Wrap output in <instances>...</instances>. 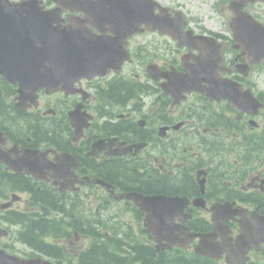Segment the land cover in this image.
I'll return each mask as SVG.
<instances>
[{
	"label": "flooded vegetation",
	"instance_id": "flooded-vegetation-1",
	"mask_svg": "<svg viewBox=\"0 0 264 264\" xmlns=\"http://www.w3.org/2000/svg\"><path fill=\"white\" fill-rule=\"evenodd\" d=\"M46 4L53 7L52 3ZM107 36H111V33ZM141 36L128 39L127 49L131 54V61L125 63L120 73L110 70L105 77L82 80L78 88L84 92L69 96L61 92L49 95L46 97L47 102L40 108L44 109L43 113L50 110L52 115L48 118H53L52 127L56 129L52 136H58L56 141L60 143L62 140L66 146L63 149L54 147L55 153L49 155L52 162H56L57 157L68 156L65 165L68 166L67 180L71 185L62 193L70 200L85 201L91 207L92 204L99 205L103 197H108L116 203V196L125 192L122 187L126 185H139L143 193L151 195L157 192L165 193L167 180L173 177L186 187L185 195L193 199L202 198L206 203L203 209L192 205L187 210L193 218L197 215L200 219L192 224L191 228L200 233H209L214 230L211 223L214 216L233 217L225 220V225L235 243L242 236V222L249 220L253 212L264 217V83L258 82V77L262 76L263 71L257 70L259 66H253L251 70L242 68V63L250 65L252 59L246 54L242 56V44L220 38L224 54L226 55L228 48L232 58L226 60L227 70H218V77L239 82L242 90L251 91L263 104V109L255 118L245 113L234 115L238 131L232 138L228 130L230 115L220 114L222 108H228L227 103L211 102L205 96L194 94L189 96L186 102L175 105L174 99L163 94L160 82H154L150 78L148 65L154 63L162 71L175 69L179 73H185L183 63L191 64V57L198 52H190L188 47H183L177 48L178 54H181L180 59H152L149 55L156 47L151 45L152 40H135ZM228 44L232 46L228 47ZM185 55L188 58L183 62ZM134 79H137L139 86H133ZM123 83H127V86L119 89ZM76 107H80L81 113L92 116L78 141H75L72 119L69 116ZM17 118L22 116H13V119ZM251 121H255V124L252 125ZM11 122L13 128L21 125L19 121ZM180 123L181 126L177 127ZM2 131L5 139L2 149L9 153L12 159L17 157L16 151L22 155L27 147L24 145L32 137L18 129L11 132L3 129ZM101 140L105 143H100L97 155H92L94 144ZM141 143H147L148 147L139 155L134 156L135 150L127 151L129 147ZM189 151L191 162L185 164L181 160L182 153ZM140 158H151L152 161L136 170L134 162ZM0 167L11 177L7 183L9 186H16L22 180L32 178L13 173L3 163H0ZM135 173H142V187ZM99 180L105 181L111 187L103 186ZM53 181L51 178L42 181L32 178L31 183L46 185L61 192L53 186ZM202 181L205 182L204 191ZM152 183L157 188L152 190ZM13 196L12 192L5 193L4 199L0 201V226L9 232L7 237H0V249L23 258L31 257L30 253L21 252L20 247L29 249V244L32 249L37 248L36 244L29 243L35 242L36 237L33 234L29 236L27 221L24 220L25 216L37 212L27 211L20 205L23 199L17 201ZM122 202L126 204L125 201ZM218 204H232L234 208H242L244 211L241 216H231L230 211L216 214L213 206ZM93 213L97 217L92 229L95 234L102 233L103 212L99 210ZM190 223L188 221V226ZM35 229L38 230V227ZM15 232L25 233L27 242L24 243L27 245H21L22 241L18 240ZM75 235L74 238L68 235L63 245L81 249L80 245L90 241L85 235ZM145 239L146 243L151 244L149 238L144 237ZM46 244L54 246L53 243ZM66 251L69 254L75 250L66 246ZM249 256L250 261L263 264L264 244L259 251L252 248ZM58 262L69 263L67 259Z\"/></svg>",
	"mask_w": 264,
	"mask_h": 264
},
{
	"label": "water",
	"instance_id": "water-1",
	"mask_svg": "<svg viewBox=\"0 0 264 264\" xmlns=\"http://www.w3.org/2000/svg\"><path fill=\"white\" fill-rule=\"evenodd\" d=\"M61 5L55 10L46 11L42 1L29 0L11 3L0 0V74L8 83L18 85V107L26 109L37 105V93L46 89L48 93L57 91L60 86L67 93L73 91L74 83L87 76L104 75V71L113 67L120 69L128 58L123 54L126 40L139 31V26L145 24L150 30L159 29L181 39L183 23L173 25L166 10L160 8L162 15L154 16L155 3L150 0H52ZM264 0H238L232 8L238 18L234 25L235 38L254 56L255 62L264 59V27L248 14L242 12L249 2ZM66 9L72 12H83L85 19L70 18L71 24L63 26L61 13ZM98 28L101 32L109 29L113 38L96 36L89 32V26ZM108 25L109 27L107 28ZM172 28V29H171ZM190 36V34H188ZM188 42L198 48L193 42H208L203 38ZM112 45L116 49L107 48ZM211 48L212 46H208ZM206 46L198 48L205 52ZM222 59H211L200 55L195 58V65L188 68V74L168 73L164 75L168 82L161 87L167 95L176 100L184 99V93H203L210 100H227L240 110L257 109L259 103L250 92H242L241 86L231 80L220 81L214 76L213 70H218L217 62ZM244 67H248L245 65ZM220 69V68H219ZM157 72V70H153ZM159 80L162 74H153ZM204 76V77H202ZM1 137V136H0ZM1 140V138H0ZM47 153L29 151L19 161L14 163L1 151L0 161H6L10 166L21 168L28 173L36 174L54 167L44 163ZM58 177L57 175H55ZM137 206L148 213L145 225L155 236L160 248L173 247L174 221L183 211L185 200L179 197L150 196L131 194ZM264 239V235H263ZM206 242V241H205ZM177 244V243H176ZM0 264H51L36 260L24 261L0 253Z\"/></svg>",
	"mask_w": 264,
	"mask_h": 264
},
{
	"label": "trees",
	"instance_id": "trees-1",
	"mask_svg": "<svg viewBox=\"0 0 264 264\" xmlns=\"http://www.w3.org/2000/svg\"><path fill=\"white\" fill-rule=\"evenodd\" d=\"M139 86L137 81L133 82V86ZM123 86H127V83H123L120 85L121 89ZM14 89L5 84V82H0V128L4 129L5 131L11 132L13 127L10 126V122L8 116L11 114L10 112V105L9 98L12 95ZM126 97V96H125ZM25 117L29 118L32 114H22ZM37 121L41 124L37 126L36 129L30 128L28 124L23 126H18L14 129H19L22 131H27L30 135H40L41 137H47L49 140V135L56 133V129H53L50 122L40 119V117H36ZM17 120L11 122L14 123ZM52 130H48V128ZM3 171L0 170V180L4 178ZM135 176L139 177V183L143 179L142 175L135 173ZM134 184V182H133ZM142 187V183H140ZM152 190L157 188V186L152 183L151 185ZM0 188L2 185L0 183ZM22 189H30L29 186H24ZM48 198H44V201H39L38 205L41 207L42 210H49L50 206L52 205L53 209L56 212H65L66 207L62 200V204L59 201V198L53 197L51 194H48ZM47 195V196H48ZM49 199V200H48ZM55 228L56 230H66L62 225L61 221H55ZM38 232H42L43 228L38 227ZM124 237H128L129 241H126L125 238H119L110 236L105 240L94 241L89 249L84 251L80 257V264H147L148 260L159 262V264H216L214 262H204L196 259L193 255H178V254H169L165 253L162 255H156L153 248L143 247L138 241H135L133 237L130 236V232H126ZM119 245V246H117ZM125 247V248H121ZM105 246V247H104ZM124 253V256L121 254ZM132 258V259H131Z\"/></svg>",
	"mask_w": 264,
	"mask_h": 264
},
{
	"label": "rangeland",
	"instance_id": "rangeland-1",
	"mask_svg": "<svg viewBox=\"0 0 264 264\" xmlns=\"http://www.w3.org/2000/svg\"><path fill=\"white\" fill-rule=\"evenodd\" d=\"M161 3L170 9L172 15L176 14L174 12H182L190 28L196 33L201 34L206 29L223 35L228 41L232 39L230 22L233 14L229 9L230 2L228 0H161ZM247 11L258 14L264 20V4L251 6L247 8ZM208 26L213 30L209 29ZM156 34L148 32L135 40L138 42L152 40L151 45L156 47L154 54L163 60H173L176 57L180 59L181 54H178L177 43L169 37L157 36ZM231 46L232 44H228V47ZM226 50V60H230L232 58L231 50L228 48ZM263 79L264 71L262 76L258 77V82H264Z\"/></svg>",
	"mask_w": 264,
	"mask_h": 264
}]
</instances>
